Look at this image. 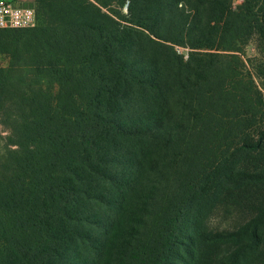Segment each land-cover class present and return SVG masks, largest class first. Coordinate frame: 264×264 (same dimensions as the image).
Listing matches in <instances>:
<instances>
[{"label": "trees", "instance_id": "trees-1", "mask_svg": "<svg viewBox=\"0 0 264 264\" xmlns=\"http://www.w3.org/2000/svg\"><path fill=\"white\" fill-rule=\"evenodd\" d=\"M66 1L73 7L65 19L48 26L0 30V53L9 56L8 66L0 68V264H66L72 245L90 246L92 264H103L106 258L124 261L131 242L143 239L140 229L150 216L148 202L135 198L139 178L150 165L149 141L164 135L162 144L169 151L174 142L169 131L184 127L179 122L169 128L166 94L155 84L162 73L155 70L144 79L142 72L114 56L120 29L101 12L107 4ZM165 1L169 7L182 2L201 22L206 17L209 32L196 36V44H186L191 49L239 53L252 36L264 49V0H242L234 10L232 0H218L214 17L208 13L216 0H157L143 29L154 33L151 27L161 22L154 13L161 12ZM34 10L37 22L36 6ZM226 30L233 34L230 45L223 44ZM230 58L220 91L202 92L204 100L257 105L258 91L239 69V57ZM192 72L185 67L182 89L194 77ZM131 82L143 108L118 117L117 103H123L116 91L124 96L128 90L123 85ZM218 112L213 117L216 130L231 132L243 126L244 119ZM115 140L126 142L121 156L111 155ZM205 163L211 171L213 162ZM257 181H264V175L232 171L224 174L221 185L232 190ZM185 194L164 210L152 244L135 250L144 264H167L173 254L184 263H195L203 247L215 244L236 247L219 264H240L246 252L263 245L264 209L235 231L210 232L207 215L195 204L196 190ZM192 202L191 212L185 213ZM104 208L114 212L111 221L99 218ZM95 231L100 235L93 236Z\"/></svg>", "mask_w": 264, "mask_h": 264}, {"label": "rangeland", "instance_id": "rangeland-1", "mask_svg": "<svg viewBox=\"0 0 264 264\" xmlns=\"http://www.w3.org/2000/svg\"><path fill=\"white\" fill-rule=\"evenodd\" d=\"M102 1L107 7H100L101 12L119 24L120 42L113 52L114 56L134 70L142 72L144 79L151 78L155 70L161 72L162 79L155 84H159L161 92L166 94L170 109L168 114L171 116L169 128L180 124L179 122L184 124L180 131H169L168 136L174 137L172 149L169 151H165L162 144L164 135L153 136L149 141L150 165L141 174L138 182L140 190L135 195L136 200L139 198V203L146 201L149 204L146 208L150 214L147 225L140 229L143 239L131 242V249L124 261L114 258L113 262L111 258H106L103 263L144 264L137 259L135 250L145 249L152 244L164 219V210L180 202L182 194H190L196 190L199 200L189 204L185 213L189 214L193 204H197L203 214L207 215L205 227L210 232L235 231L256 216L259 210L264 209V181L248 183L232 190L221 185L224 174L232 171L264 175V134L261 135L264 133V49L256 36L247 40L239 53L209 50L205 47L189 48L186 44H196L195 37L203 36L201 32L207 34L209 29L205 27L206 17L201 22L200 16L191 12L182 2L175 7H169L166 1L165 5L163 3L161 12L154 13L155 18L159 17L161 22L151 27L154 29L153 33L143 29V25L149 24L145 18L152 12L157 0ZM217 2L220 1L212 3L208 16L217 15ZM241 2L242 0H232L231 9L237 8ZM72 4L73 2L68 3L66 0H41L36 5L35 26H48L65 19L70 14ZM232 38V32H223L224 45H230ZM176 40H181L183 44L175 43ZM232 54L239 57V69L251 78L258 91V100H255L257 105L253 101L243 100H231L228 104H221L214 98L210 101L204 100L202 96V92L220 91L226 76L224 67L230 63ZM8 64L9 56L0 53V68H6ZM186 66L191 68L194 77L182 89ZM123 89L128 90L124 96L121 90L116 91L117 98L123 103H117L118 117H128L143 108L132 82L123 85ZM217 111L223 116L244 119L243 126L231 132H222L218 128L216 130L213 117ZM112 143L111 155L121 156L125 153L126 142L115 140ZM255 143H258L256 148L244 147ZM209 159L213 162V168L207 172L205 161ZM108 193L111 194L110 191ZM97 209L95 210L99 212ZM99 213V218L104 222H108L114 215V212L111 213L106 208ZM99 235V231L93 234ZM150 239L152 240L148 241ZM235 248L231 244L208 245L202 248L195 263H184L173 254L167 264H219ZM174 250L178 254V250ZM92 252L94 250L90 246L72 245L65 256L68 260L66 264H92ZM240 264H264V243L255 252H246Z\"/></svg>", "mask_w": 264, "mask_h": 264}, {"label": "built area", "instance_id": "built-area-1", "mask_svg": "<svg viewBox=\"0 0 264 264\" xmlns=\"http://www.w3.org/2000/svg\"><path fill=\"white\" fill-rule=\"evenodd\" d=\"M35 24L34 8L15 6L0 1V30L32 28Z\"/></svg>", "mask_w": 264, "mask_h": 264}, {"label": "crops", "instance_id": "crops-1", "mask_svg": "<svg viewBox=\"0 0 264 264\" xmlns=\"http://www.w3.org/2000/svg\"><path fill=\"white\" fill-rule=\"evenodd\" d=\"M4 3H11L15 6H21V7H31L35 8L37 0H0Z\"/></svg>", "mask_w": 264, "mask_h": 264}]
</instances>
